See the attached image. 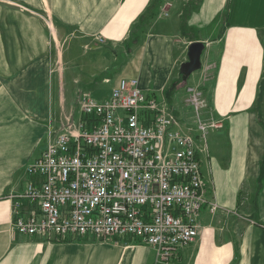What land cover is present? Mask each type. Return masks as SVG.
<instances>
[{
  "label": "crops",
  "instance_id": "1",
  "mask_svg": "<svg viewBox=\"0 0 264 264\" xmlns=\"http://www.w3.org/2000/svg\"><path fill=\"white\" fill-rule=\"evenodd\" d=\"M0 4V264H164L129 238L48 241L12 228L10 194L49 133L81 119L79 92L105 99L121 77L180 117L191 111V123L188 88L206 101L199 157L220 208L203 209L199 237L169 264H264V0ZM32 7L47 16L24 10ZM193 42L204 44L201 66L184 79Z\"/></svg>",
  "mask_w": 264,
  "mask_h": 264
},
{
  "label": "built area",
  "instance_id": "2",
  "mask_svg": "<svg viewBox=\"0 0 264 264\" xmlns=\"http://www.w3.org/2000/svg\"><path fill=\"white\" fill-rule=\"evenodd\" d=\"M189 92L204 142L206 101L196 89ZM82 102L85 120L56 132L28 166L13 229L48 240L129 238L172 263L196 240L203 207H217L205 198L203 145L137 78H120L106 100L85 95Z\"/></svg>",
  "mask_w": 264,
  "mask_h": 264
},
{
  "label": "rangeland",
  "instance_id": "3",
  "mask_svg": "<svg viewBox=\"0 0 264 264\" xmlns=\"http://www.w3.org/2000/svg\"><path fill=\"white\" fill-rule=\"evenodd\" d=\"M1 5V4H0ZM3 6L6 8V7H9V8H12V9H17V8H22V7H19V6H26V4H21V3H3ZM28 14H30V12H41V14L43 13V11H42V9H36V8H25L24 9ZM168 14H169V12L168 11H166ZM47 14H48V12H44V14H42L43 15V17H46L47 16ZM45 20V19H44ZM44 20H43V22H44ZM54 20V19H53ZM46 22H47V24L50 26L51 25V22H52V20H51V18H47V20H46ZM98 41L100 42V43H103V42H105V38H103V37H99L98 38ZM184 64V63H183ZM182 64V65H183ZM182 65H181V68H180V72L182 73ZM121 78H128V77H121ZM130 78H132V77H130ZM120 79V78H119ZM118 82V81H117ZM115 85H117V83L115 84ZM114 88V87H113ZM113 88L111 89V92H110V94L108 95V97L107 98H109V96L111 95V93H112V91H113ZM141 88V87H140ZM189 88H191V86L189 87ZM189 88H188V94H189V98H188V104H190L191 105V102H190V95H191V93L189 92ZM80 94H79V96H78V99H77V106H78V108H79V110H80V112H81V119H83V120H85L84 119V114H83V112H82V110H81V106H83V98H84V96L86 95L87 96V99H90V98H92V99H96V100H106L107 98H105V99H98V98H96L95 96H93L92 95V93L91 92H79ZM183 95L185 96L186 94H185V92L183 93ZM151 96H154V95H152L151 94ZM154 97H156V96H154ZM157 98V97H156ZM158 99V98H157ZM160 102H163V100H159ZM164 104H166V105H168L166 102H163ZM184 103H186V102H184ZM169 107V106H168ZM169 108H171V107H169ZM172 109V108H171ZM173 112V111H172ZM174 113V112H173ZM190 113H191V111H189V112H187L186 114H183L181 117L179 116V115H177V114H175L174 113V116L177 118V120L179 119V121H181L183 124H185L186 125V127H187V125L188 126H190L191 128H193V130L194 131H192L191 132V128H190V130H187V129H185L186 131H189L192 135H194V136H196L197 138H198V141H199V144H200V146H202L203 145V138H201L200 136H199V131H198V126L196 125V124H194L193 122L192 123H188V122H186L187 120L190 122L191 121V115H190ZM190 115V116H189ZM193 115V114H192ZM187 116V118H185L186 120H184V118H182V117H186ZM189 118V119H188ZM80 119V120H81ZM87 120V119H86ZM79 122V121H78ZM78 122H74V121H71L70 123H68L67 125H65V126H72L73 124L74 125H77V123ZM65 126H63L61 129H63ZM61 129H59V130H61ZM59 130H53L51 133H49V135H48V140H47V144H48V142H49V140L51 139V138H53L54 137V135H55V133L56 132H58ZM47 144L44 146V148L43 149H41V151L39 152V154H37L38 155V157L41 155V153L43 152V150L46 148V146H47ZM37 157V158H38ZM36 158V159H37ZM32 162H30L29 164H27V166L25 167V179L23 180V183L21 184V187L19 188V189H17V191L16 192H14L13 194H10V199H12L13 201V207L15 206V202H18L19 200H20V198H18L17 197V195H22L23 193H24V190L26 189V185H27V183H28V181H30L29 179V176H28V174H27V168H28V166L31 164ZM201 172H202V169H201ZM202 176H203V173H202ZM202 179V181H203V184H204V191H205V198L212 204V205H215V206H217L216 207V209L215 210H213V209H209L208 207L206 208V210H208L210 213H212V214H216L217 212H218V210H219V208H220V206H219V204H218V202L215 200V198H213V197H210L208 194H207V188H206V182H205V179L202 177L201 178ZM213 191V190H212ZM213 193V192H212ZM22 202H27V203H29V204H31V202L28 200V199H22ZM13 207H12V221H13ZM203 209H205V207H203ZM203 209L201 210V212H200V216H201V213H202V211H203ZM12 228H13V225H12ZM200 229H201V221H200V217H199V232H198V236H197V238L199 237V233H200ZM13 231L15 232V233H18V232H16V230L15 229H13ZM20 234V233H19ZM21 235H24V234H21ZM37 235H40V236H42L41 234H36V236ZM24 236H28L29 237V235H24ZM32 236H35V235H32ZM43 237H45V239L46 240H48V237H46V236H44L43 235ZM196 238V239H197ZM65 238H63V239H53V240H48V241H54V240H64ZM66 239H75V238H71V237H68V238H66ZM65 239V240H66ZM100 240V239H99ZM196 241V240H195ZM195 241H193V242H195ZM193 242H191V243H193Z\"/></svg>",
  "mask_w": 264,
  "mask_h": 264
},
{
  "label": "water",
  "instance_id": "4",
  "mask_svg": "<svg viewBox=\"0 0 264 264\" xmlns=\"http://www.w3.org/2000/svg\"><path fill=\"white\" fill-rule=\"evenodd\" d=\"M204 50V44L201 42H193L189 47V61L182 65L183 78L187 79L192 71L201 66V55Z\"/></svg>",
  "mask_w": 264,
  "mask_h": 264
},
{
  "label": "trees",
  "instance_id": "5",
  "mask_svg": "<svg viewBox=\"0 0 264 264\" xmlns=\"http://www.w3.org/2000/svg\"><path fill=\"white\" fill-rule=\"evenodd\" d=\"M148 17H151V14H150L149 16H147V18H148ZM144 20H146V17H145V19H144ZM144 22H145V21H144Z\"/></svg>",
  "mask_w": 264,
  "mask_h": 264
}]
</instances>
